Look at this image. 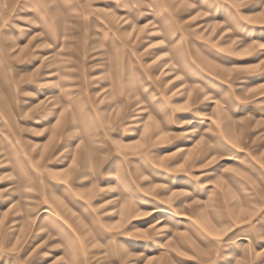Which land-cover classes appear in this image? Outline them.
<instances>
[{
  "label": "rangeland",
  "instance_id": "1",
  "mask_svg": "<svg viewBox=\"0 0 264 264\" xmlns=\"http://www.w3.org/2000/svg\"><path fill=\"white\" fill-rule=\"evenodd\" d=\"M0 264H264V0H0Z\"/></svg>",
  "mask_w": 264,
  "mask_h": 264
},
{
  "label": "bare ground",
  "instance_id": "2",
  "mask_svg": "<svg viewBox=\"0 0 264 264\" xmlns=\"http://www.w3.org/2000/svg\"><path fill=\"white\" fill-rule=\"evenodd\" d=\"M167 2V1H166ZM168 8V7H167ZM165 60V59H164ZM173 60V59H172ZM174 63V62H173ZM158 66V65H157ZM177 66V65H176ZM173 69H174V67H173ZM164 71V70H163ZM166 72V71H165ZM173 72H174V70H173ZM166 74V73H165ZM154 99V98H153ZM113 104V103H112ZM117 107V106H116ZM117 109V108H116ZM161 122V121H160ZM148 129V128H147ZM151 130V129H150ZM156 130V129H155ZM152 131V130H151ZM208 151V150H207ZM169 153H171V152H169ZM210 155V154H209ZM156 209V208H155ZM161 210V209H160ZM244 240H246V238H243Z\"/></svg>",
  "mask_w": 264,
  "mask_h": 264
}]
</instances>
